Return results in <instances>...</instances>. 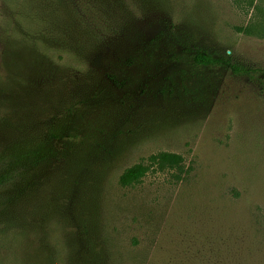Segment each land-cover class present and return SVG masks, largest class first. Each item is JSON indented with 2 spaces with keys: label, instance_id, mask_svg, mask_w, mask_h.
Segmentation results:
<instances>
[{
  "label": "rangeland",
  "instance_id": "374dc122",
  "mask_svg": "<svg viewBox=\"0 0 264 264\" xmlns=\"http://www.w3.org/2000/svg\"><path fill=\"white\" fill-rule=\"evenodd\" d=\"M15 169L0 264H264V0H0Z\"/></svg>",
  "mask_w": 264,
  "mask_h": 264
},
{
  "label": "trees",
  "instance_id": "16d2710c",
  "mask_svg": "<svg viewBox=\"0 0 264 264\" xmlns=\"http://www.w3.org/2000/svg\"><path fill=\"white\" fill-rule=\"evenodd\" d=\"M195 62L201 66H208L214 64L213 58L205 51L196 49ZM150 161L156 164L161 170L166 169H179L184 163L182 156L173 153H160L152 156ZM150 167L144 164H137L127 169L120 178V185L124 188L132 187L141 183L143 178L148 174ZM23 176L21 170H13L9 173L0 175V188L9 187L12 184L17 183Z\"/></svg>",
  "mask_w": 264,
  "mask_h": 264
}]
</instances>
